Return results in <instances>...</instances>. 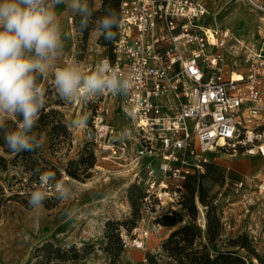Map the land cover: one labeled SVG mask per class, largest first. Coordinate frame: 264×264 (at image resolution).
Masks as SVG:
<instances>
[{
  "label": "rangeland",
  "instance_id": "1",
  "mask_svg": "<svg viewBox=\"0 0 264 264\" xmlns=\"http://www.w3.org/2000/svg\"><path fill=\"white\" fill-rule=\"evenodd\" d=\"M201 1L208 12L204 26L229 29L244 46L264 48L263 12L256 11L246 0ZM259 2L264 4V0ZM88 5L92 12L100 11L102 0H92L91 4L88 0ZM56 11L64 32V50L54 61L53 71L39 84L45 90L44 114L53 110L62 117L49 114L42 125H36L33 134L40 144L36 150L44 172L57 169V180L72 186V196L57 200L55 190L47 187L44 206L30 208L29 193L40 186L39 180L30 179L29 173L14 166L13 155L0 148V156L7 162V170L0 172V264H142L143 260L151 264V259L157 264H175L163 252L162 245L172 233L195 223L205 226V230L200 233V240H195L193 250L205 246L211 259L218 253L230 252L239 255L245 264H264V194L258 188L264 159L241 151L212 153L204 173L188 182L185 199L174 217L145 211L132 177L121 174L118 162L96 151L91 120L100 95L82 96L69 103L58 97L52 85L55 68L77 62L85 73L93 71L109 53L112 40L105 39L109 45L100 44L103 35L93 31L95 19L91 18L88 28L80 31L82 17L78 12L63 5ZM229 67L245 71L241 59H230ZM104 109L114 141L135 142L134 124L124 111L122 100L108 99ZM83 114L90 116L86 129L67 127ZM0 120L15 122L16 118L0 116ZM61 123L66 134L52 129ZM125 131L130 133L126 135ZM53 135L68 136L55 140ZM86 145L95 158L90 177L80 175L73 179L65 171L70 163L79 161ZM83 157L88 160L87 154ZM84 167L78 166L79 171ZM238 181H243L244 187L235 193L233 185ZM137 228L148 232L144 249H123L121 232L136 237L133 231Z\"/></svg>",
  "mask_w": 264,
  "mask_h": 264
},
{
  "label": "built area",
  "instance_id": "2",
  "mask_svg": "<svg viewBox=\"0 0 264 264\" xmlns=\"http://www.w3.org/2000/svg\"><path fill=\"white\" fill-rule=\"evenodd\" d=\"M246 1L264 13L262 2ZM119 14L112 50L99 62L109 59L131 86L98 98L95 148L130 173L145 211L171 216L210 154L241 151L264 159V48L243 46L229 29L204 26L201 0H121ZM230 59H241L245 71L230 68ZM111 98L122 100L136 143L114 141L104 109ZM259 177L264 194V174ZM243 187V181L233 185L235 193ZM135 234L121 232L123 249H144L148 232Z\"/></svg>",
  "mask_w": 264,
  "mask_h": 264
},
{
  "label": "clouds",
  "instance_id": "3",
  "mask_svg": "<svg viewBox=\"0 0 264 264\" xmlns=\"http://www.w3.org/2000/svg\"><path fill=\"white\" fill-rule=\"evenodd\" d=\"M60 5L81 15L80 31L88 28L92 16L88 0H0V116L16 118L15 128H7L0 120V129L4 130L5 146L13 153L33 152L40 146L33 134L46 105L45 90L39 81L53 71L54 61L64 50V32L56 11ZM119 25V12L109 9L95 20L93 31L113 40ZM53 74L55 92L69 103L106 92L119 95L131 86V77L126 78L109 59L98 62L90 73L73 62L55 68ZM89 119L83 114L67 127L86 129ZM39 185L29 193L27 203L32 209L44 206L47 187L55 190L57 200L72 196V186L57 180L53 172L40 174Z\"/></svg>",
  "mask_w": 264,
  "mask_h": 264
},
{
  "label": "trees",
  "instance_id": "4",
  "mask_svg": "<svg viewBox=\"0 0 264 264\" xmlns=\"http://www.w3.org/2000/svg\"><path fill=\"white\" fill-rule=\"evenodd\" d=\"M120 1L121 0H102V7L100 11L92 12L91 18L97 20L100 17L106 15L109 9H115L117 12H119ZM91 2L92 0H89L90 4ZM115 31L117 32V29H115ZM100 40L101 41L99 42H101L100 44L103 46L110 44L109 41L105 40L104 36L101 37ZM113 41L114 39L112 40V44L108 52L112 50ZM45 109H47V107H45L44 110ZM44 110L42 111L40 115L37 125H42V123L44 122V120L47 118L49 114H54V115H58L62 117L57 111H53V110H50L47 113V115H45ZM19 119H22V118H19ZM5 125L7 128H15L14 121L5 122ZM43 125H45V123ZM52 129L57 132L59 131L63 134L67 133L66 127L63 123H61L60 125L58 124L55 127L53 126ZM3 132L4 130L0 129V148L3 150L4 153L8 155H13V159L11 162L13 163L14 166L20 167L22 171L25 173H29L30 179L33 177L36 181L39 180V175L44 173V170H45V168L42 167L41 155L38 153L37 150L33 152L23 151L18 154L10 152L5 146ZM53 136L55 140H57L59 139L60 136H68V135H53ZM88 148H89L88 145L83 147L81 157L78 162L70 163L69 168H67L65 171L67 176L73 179H78L80 175H83L84 178L90 177L89 170L91 167H93L95 163V158L93 156V151H91V149H88ZM84 154L88 155V158H87L88 160H86V158L83 157ZM80 165L85 166L82 171H79L78 166ZM37 169H39V172L36 171ZM6 170H7V162L3 157L0 156V172L6 171ZM51 172L55 173L56 178L58 179L59 171L55 168H52ZM192 178L193 177H191L189 181ZM135 188L138 189L134 185V189ZM142 197H143V193L141 192V199ZM184 199H185V196H184ZM175 212L171 216H167V215H163V216L172 218L176 214ZM166 220L168 219L164 218V221ZM169 221H172V219H169ZM204 230H205V226L201 227L197 223H195L192 227L190 225H186L182 227L180 230L172 233L167 238V240L162 245L163 252L166 254L167 257L174 259L175 264H245L244 260L239 255L234 254V253H230V252L218 253L214 259H211L210 254L208 253L207 248L205 246H203L201 250H193L192 247L194 245L195 240L197 239L200 240V233H202V231ZM209 236L213 238L212 233H210ZM120 245L122 247L121 237H120ZM150 262L151 264H157L152 259L150 260Z\"/></svg>",
  "mask_w": 264,
  "mask_h": 264
},
{
  "label": "bare ground",
  "instance_id": "5",
  "mask_svg": "<svg viewBox=\"0 0 264 264\" xmlns=\"http://www.w3.org/2000/svg\"><path fill=\"white\" fill-rule=\"evenodd\" d=\"M241 43V42H240ZM242 44V43H241ZM243 46H244V44H242ZM246 47H248V48H254V46H246ZM123 109H124V111L127 113V110L125 109V107L123 106ZM121 174H123V175H127V176H129V174L130 173H128V172H126V171H121Z\"/></svg>",
  "mask_w": 264,
  "mask_h": 264
}]
</instances>
